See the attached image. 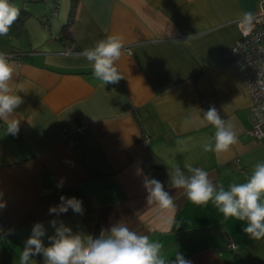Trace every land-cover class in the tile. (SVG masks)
Here are the masks:
<instances>
[{
    "label": "crops",
    "instance_id": "1",
    "mask_svg": "<svg viewBox=\"0 0 264 264\" xmlns=\"http://www.w3.org/2000/svg\"><path fill=\"white\" fill-rule=\"evenodd\" d=\"M19 2L12 0L31 16L0 36V51L14 55L11 85L14 91L23 85L19 133L7 134L0 120V264H19L37 222L46 229L45 246L53 219L91 235L71 209L49 214L61 196L82 207L88 202L106 233L123 222L150 235L166 259L180 252L192 264H263L264 238L251 239L245 221L223 217L212 201H188L182 189L169 187V171L201 167L227 189L264 162V137L251 135L247 86L234 68L218 63L241 37L243 13L256 15L264 0H80L71 38L61 33L71 0H59L56 11L50 0ZM108 35L123 37L122 79L104 85L76 53ZM210 106L238 133L227 152L203 150L215 132L201 120ZM82 125L87 129L79 131ZM145 176L163 183L177 205L163 219L147 204ZM29 264H43L42 254Z\"/></svg>",
    "mask_w": 264,
    "mask_h": 264
},
{
    "label": "clouds",
    "instance_id": "2",
    "mask_svg": "<svg viewBox=\"0 0 264 264\" xmlns=\"http://www.w3.org/2000/svg\"><path fill=\"white\" fill-rule=\"evenodd\" d=\"M19 15V9L10 0H0V36L9 34ZM253 20L252 13L245 12L241 24L250 30ZM123 47L122 36L108 35L94 46L76 53V56L85 58L92 65L94 77L104 85L116 84L122 79L117 62ZM13 74L10 57L0 51V120L7 125L6 133L15 136L20 131V120L15 118V112L23 103V98L18 94L23 92V85H18L14 91L11 85ZM201 120L215 129L212 140L203 144L205 152H227L238 142L233 123L230 119H222L215 106L203 111ZM169 176V187L182 189L188 201L196 205L212 201L223 217L245 221L247 226L243 232L251 239L264 238V162H257L244 182H233L227 189L203 168L191 164H185L184 169L179 166L171 168ZM57 187L62 188L63 183ZM143 187L147 192V204L155 206L158 218H165L167 212L177 207L159 180L145 176ZM4 206L0 202V208ZM69 209L80 215L84 212L80 200L61 196L60 204L50 207L49 214L59 216ZM49 223L55 231L48 236V246L42 239L47 234L44 225L35 223L30 237L25 241L19 264H29L30 257L41 254L43 264H192L180 252L175 254L174 259H166L159 241L130 229L123 222L114 224L107 235L102 231L97 238L73 233L63 221L53 219Z\"/></svg>",
    "mask_w": 264,
    "mask_h": 264
},
{
    "label": "built area",
    "instance_id": "3",
    "mask_svg": "<svg viewBox=\"0 0 264 264\" xmlns=\"http://www.w3.org/2000/svg\"><path fill=\"white\" fill-rule=\"evenodd\" d=\"M55 4V11L59 0H50ZM251 29L242 26L239 22L241 37L230 47L223 50L218 55V63L222 66L234 68L243 78L251 97V113L253 116V126L251 135L261 140L264 137V2L260 11L253 15ZM69 52L73 49L70 47ZM10 60L13 54H8ZM87 129L86 125L78 128L79 131ZM150 139L147 137L145 143ZM5 229V223L0 218V232ZM229 249H235V243L229 239L227 243Z\"/></svg>",
    "mask_w": 264,
    "mask_h": 264
},
{
    "label": "trees",
    "instance_id": "4",
    "mask_svg": "<svg viewBox=\"0 0 264 264\" xmlns=\"http://www.w3.org/2000/svg\"><path fill=\"white\" fill-rule=\"evenodd\" d=\"M36 1H39V0H36ZM79 1L80 0H71V9H70L69 21L67 22V24H65L63 26V29L61 32L63 38H66V37L69 38L72 34L70 26H71V23L74 19L75 14H76V9H77V6L79 4ZM10 3H12V0H10ZM18 9L20 12L19 18L11 26L14 28L24 26L26 20L31 16V13L29 12L28 9H26V8H18ZM83 209H84V212H83L82 217L84 219V222H85L91 236H93L94 238L99 237L101 232L105 231V229L103 228L101 222L99 221L95 210L91 207L90 204H88V202H85ZM104 234L107 235L106 231Z\"/></svg>",
    "mask_w": 264,
    "mask_h": 264
},
{
    "label": "rangeland",
    "instance_id": "5",
    "mask_svg": "<svg viewBox=\"0 0 264 264\" xmlns=\"http://www.w3.org/2000/svg\"><path fill=\"white\" fill-rule=\"evenodd\" d=\"M16 1H18V3H21V2H22V1H21V2H19L20 0H16ZM41 5H42V4H41Z\"/></svg>",
    "mask_w": 264,
    "mask_h": 264
}]
</instances>
